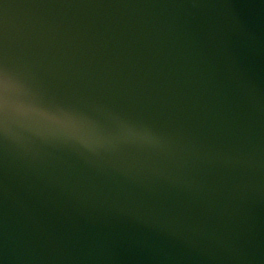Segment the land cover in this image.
I'll return each instance as SVG.
<instances>
[{"label": "water", "instance_id": "water-1", "mask_svg": "<svg viewBox=\"0 0 264 264\" xmlns=\"http://www.w3.org/2000/svg\"><path fill=\"white\" fill-rule=\"evenodd\" d=\"M0 264H264V0H0Z\"/></svg>", "mask_w": 264, "mask_h": 264}, {"label": "clouds", "instance_id": "clouds-1", "mask_svg": "<svg viewBox=\"0 0 264 264\" xmlns=\"http://www.w3.org/2000/svg\"><path fill=\"white\" fill-rule=\"evenodd\" d=\"M6 82H7V77H6V74H5V78H4V84L6 85Z\"/></svg>", "mask_w": 264, "mask_h": 264}]
</instances>
